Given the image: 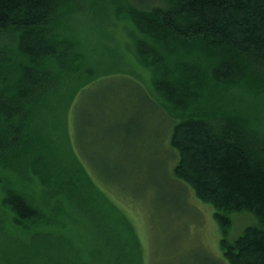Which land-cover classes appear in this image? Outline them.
<instances>
[{"label": "trees", "instance_id": "16d2710c", "mask_svg": "<svg viewBox=\"0 0 264 264\" xmlns=\"http://www.w3.org/2000/svg\"><path fill=\"white\" fill-rule=\"evenodd\" d=\"M85 2L0 0V204L24 236L10 233L0 217V264H34L40 256L51 261L53 248L69 245L65 235L40 228L60 225V213L37 207L22 188L38 180L41 202L82 193L86 173L78 156L71 152L63 161L39 123L55 99L72 104L100 76L84 68L80 41L58 30V9ZM124 2L117 12L141 35L140 61L153 66L155 76L164 70L154 76V89L172 108L151 94L145 98L171 120L174 176L215 207L224 233L230 214L252 213L256 224L233 240L223 235L220 244L229 264H264V100L257 102L264 98V0ZM236 91L248 101L240 102ZM138 129L130 132L137 136Z\"/></svg>", "mask_w": 264, "mask_h": 264}, {"label": "rangeland", "instance_id": "374dc122", "mask_svg": "<svg viewBox=\"0 0 264 264\" xmlns=\"http://www.w3.org/2000/svg\"><path fill=\"white\" fill-rule=\"evenodd\" d=\"M124 5V0H86L78 8L58 9V30L80 41L79 51L87 56L84 68H94L100 76L90 79L71 105L55 99L49 114L40 118L59 157L67 161L75 153L86 179L81 195L72 200L62 195L41 202L38 180L22 188L37 207L60 213V225L40 228L69 239L61 251L53 248V260L40 256L34 264H229L220 244L223 235L233 240L258 221L249 212L232 213L224 233L215 207L174 176L171 120L145 98L151 94L172 108L154 89V78L164 70L155 76L154 67L140 61L136 39L141 35L117 12ZM20 58L13 57L15 67ZM169 60L173 64L172 56ZM233 96L248 101L245 93ZM260 113L264 121V107ZM135 127L137 136L130 132ZM55 204L60 208L52 210ZM0 217L10 233L24 237L1 204Z\"/></svg>", "mask_w": 264, "mask_h": 264}]
</instances>
